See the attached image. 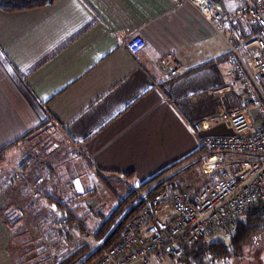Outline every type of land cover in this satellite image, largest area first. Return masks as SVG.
<instances>
[{
    "label": "crops",
    "instance_id": "0c3cea01",
    "mask_svg": "<svg viewBox=\"0 0 264 264\" xmlns=\"http://www.w3.org/2000/svg\"><path fill=\"white\" fill-rule=\"evenodd\" d=\"M215 1L229 11L238 6ZM136 36L145 44L134 53L128 43ZM229 50L187 0H53L0 9V151L7 148L6 155L26 134H61L88 168L84 174L123 194L176 166L166 176L174 174L193 161L182 162L204 147V136L230 133L225 115L246 103L239 80L228 74ZM167 53L187 71L163 79ZM200 120L207 123L202 130L195 127ZM36 164L27 160L19 175L15 163L0 160V177L9 169L12 180L7 189L0 184V264H32L48 238L61 248L54 253L60 259L84 236L59 219L67 208L55 187L48 191L52 171L49 180L30 175L44 186L26 195L23 176ZM194 168L177 176L179 188L198 177ZM46 256L38 258L57 260Z\"/></svg>",
    "mask_w": 264,
    "mask_h": 264
},
{
    "label": "built area",
    "instance_id": "2783aa9c",
    "mask_svg": "<svg viewBox=\"0 0 264 264\" xmlns=\"http://www.w3.org/2000/svg\"><path fill=\"white\" fill-rule=\"evenodd\" d=\"M187 1L228 43V74L239 80L246 103L225 115L230 133L202 138L208 154L200 169L204 175L214 174V182L200 190L191 189V185L166 188L126 222L108 250L86 264H151L149 256L154 253L180 257L198 240L232 235L241 213L254 201H264V0H237L233 11L215 0ZM245 22L250 24L247 27L262 26L261 32L248 36L247 28H239ZM144 44V39L136 36L128 48L137 53ZM161 66L166 71L163 79L187 71L171 53L161 58ZM206 125L202 120L195 123L198 130ZM11 182L7 174L0 177L4 189ZM27 182L26 193L37 190L36 182ZM85 236L95 240L93 233Z\"/></svg>",
    "mask_w": 264,
    "mask_h": 264
},
{
    "label": "rangeland",
    "instance_id": "374dc122",
    "mask_svg": "<svg viewBox=\"0 0 264 264\" xmlns=\"http://www.w3.org/2000/svg\"><path fill=\"white\" fill-rule=\"evenodd\" d=\"M228 1L231 5L236 4V2L233 0ZM57 135L54 136L45 133V135H41L42 137L34 136L31 139H26L19 145L10 149L8 153L4 155V157L6 158V161H8V165H10L11 162L13 163V165L15 163L14 170L15 173L19 175L20 173H22L20 164L25 158H27L28 156H32L33 160L37 161L35 167H37L38 170L35 169L36 171L34 170L33 173L24 174L25 185L28 184L27 180L32 183L36 182V178H34V176H30L34 174H38V177H40L41 174H44L45 178H48L49 180V177H51L49 173H51L52 171L54 178L53 180H49L48 191H52V187H55L58 193L59 200L63 204H65V207L73 213L75 218L82 220V222L90 228H94L98 225L100 219H102L111 210L113 204L116 202V197L124 195L122 192L124 190L118 188L117 186H113L111 183H109L110 186H106L96 177L84 174L83 172L88 170V168H86L85 164L81 160L74 157L75 154L70 149V146L68 147L67 144L62 141V138L64 137L60 138ZM43 136L48 137L45 138ZM45 165H50L52 167V170L46 168ZM191 171L198 175V177H196V179L194 180L193 178L187 180V182L189 183L188 185H191V189L205 186V184H212L216 179V176L214 174L201 175L202 171H200V169L197 167H195ZM10 173L11 171H9V169H6V171L2 172V175L7 174L11 177ZM75 173H79L77 175L81 177L83 190L86 191V194L81 197L78 196V190L73 189V185L70 181L72 180V182L75 183L76 179L79 178L75 177ZM38 182H36L38 184L37 190L26 193V195L41 194L43 188L42 185L44 186V181L42 182L40 180ZM88 233H92V231H88ZM217 239H222L225 241L228 240V238L222 236H212L206 239H202V241L195 247H193L192 251H189V253L185 257L160 256L154 253L149 256V260L151 264H200L199 257L196 256V249L198 248V246L200 244H209L213 241H216ZM90 241H92V239L87 238L85 235L80 239V243ZM45 242H49L47 244V249L45 248L44 251L40 253L39 250ZM54 242L52 238H48L34 251H37L38 254L40 253L42 255H50L54 253L53 251L59 250V247H57L56 245L57 243ZM64 248L67 249L66 247ZM49 250H51L52 253H48L47 251ZM244 250V253L240 256L233 255L232 257L218 260L207 259L206 262L202 264H264V233H260L253 237L250 240L249 244L246 245ZM61 251L62 250L59 251V254H61ZM67 251L68 250H65L62 255L66 254ZM136 264L141 263L138 262Z\"/></svg>",
    "mask_w": 264,
    "mask_h": 264
},
{
    "label": "trees",
    "instance_id": "16d2710c",
    "mask_svg": "<svg viewBox=\"0 0 264 264\" xmlns=\"http://www.w3.org/2000/svg\"><path fill=\"white\" fill-rule=\"evenodd\" d=\"M52 1L53 0H0V9L5 11L31 9L51 3ZM261 28L262 26H256L253 28L247 27V35L252 36L259 34L262 30ZM38 133L40 134L41 131ZM27 137L28 135L26 134L22 138L16 140L14 143L18 144L20 141H24V139ZM46 137L48 136H45V138ZM6 149L7 148H4L0 151V160H3ZM206 152L207 150L205 147H202L182 161L189 162L193 160L185 168L179 169L174 174L166 176L167 171L173 170L176 166H173L174 168H168L151 180L139 184L138 186H134L126 194L117 197L116 202L113 204L111 210L102 219H100V222L94 228H90L81 220L75 218L73 213L68 209L63 211V215H61L59 219L64 221L70 228H75V230L78 231L80 235H85L88 233V231H92L95 240L75 244L67 251L66 254L62 255L60 259L57 258V254L54 253L59 252L61 248H59L57 251H53L54 253L49 250L47 252L52 254H50L48 257L46 256V260L55 257V260H57L49 264H86L101 256L119 238L120 232L126 222L133 219L146 204L151 203L156 196H158L168 187L179 189L180 182L176 181L177 176H179L184 171L189 170L190 168L200 166L202 157L206 155ZM27 160H33V157L28 156L25 158V160L21 163L22 169L26 167L25 164L27 163ZM45 166L46 168L52 170L50 165ZM35 169L38 170L37 167H34L29 173H32ZM132 175L133 174L131 173L126 174L125 177L129 178L132 177ZM99 176L102 179L105 178V176L101 173H99ZM75 177L77 178L78 176ZM24 179L25 177L23 176V183ZM72 185L73 189L77 190L74 182H72ZM84 194H86V191H83L82 193L78 191V196L81 197ZM63 205L65 207V204ZM260 233H264V201L256 200L241 213L237 229L232 235L225 237L228 238L227 241L217 239L216 241H213L209 244H200L196 249V256L199 257L200 264L205 263L207 259L218 260L226 259L232 257L233 255L240 256L244 253V249L246 245L249 244L250 240ZM201 241L202 240H198L192 246L186 247L185 252L180 257L187 256L189 251H192L193 247H195ZM33 252L34 253L32 254L34 261L32 264H44L45 261L38 258L39 256H42V254L39 253V255L37 251Z\"/></svg>",
    "mask_w": 264,
    "mask_h": 264
},
{
    "label": "water",
    "instance_id": "95a60500",
    "mask_svg": "<svg viewBox=\"0 0 264 264\" xmlns=\"http://www.w3.org/2000/svg\"><path fill=\"white\" fill-rule=\"evenodd\" d=\"M75 186H76L77 188H79L80 191H83V186H82V183H81L80 179H76V181H75Z\"/></svg>",
    "mask_w": 264,
    "mask_h": 264
}]
</instances>
